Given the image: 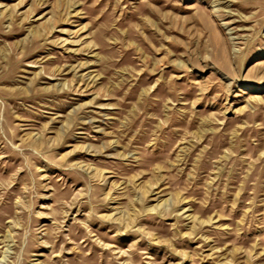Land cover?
<instances>
[{
  "label": "rangeland",
  "instance_id": "obj_1",
  "mask_svg": "<svg viewBox=\"0 0 264 264\" xmlns=\"http://www.w3.org/2000/svg\"><path fill=\"white\" fill-rule=\"evenodd\" d=\"M0 264H264V0H0Z\"/></svg>",
  "mask_w": 264,
  "mask_h": 264
}]
</instances>
